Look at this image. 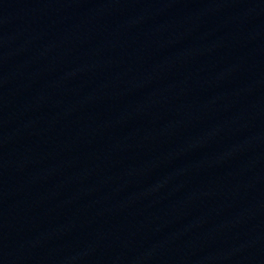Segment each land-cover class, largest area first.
Masks as SVG:
<instances>
[{"label": "water", "instance_id": "1", "mask_svg": "<svg viewBox=\"0 0 264 264\" xmlns=\"http://www.w3.org/2000/svg\"><path fill=\"white\" fill-rule=\"evenodd\" d=\"M0 264H264V0H0Z\"/></svg>", "mask_w": 264, "mask_h": 264}]
</instances>
